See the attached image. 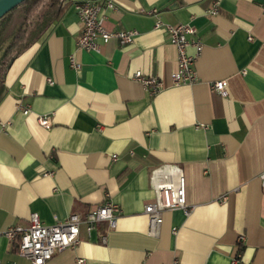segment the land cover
Here are the masks:
<instances>
[{
	"label": "crops",
	"instance_id": "0c3cea01",
	"mask_svg": "<svg viewBox=\"0 0 264 264\" xmlns=\"http://www.w3.org/2000/svg\"><path fill=\"white\" fill-rule=\"evenodd\" d=\"M84 1L65 0L3 76L0 231L26 226L31 212L53 224L108 199L119 208L116 227L81 226L80 242L47 264H231L237 253L236 264H264V0H220L214 16L211 0H93L115 6L103 9L109 30L138 32L99 52L77 48L75 6ZM157 17L197 30L195 83L172 84L177 52L153 28ZM137 70L162 89L149 94L133 79ZM216 80H225L226 97L211 88ZM164 164L182 169L190 211H164L152 236L149 174ZM0 264L32 263L1 236Z\"/></svg>",
	"mask_w": 264,
	"mask_h": 264
},
{
	"label": "built area",
	"instance_id": "2783aa9c",
	"mask_svg": "<svg viewBox=\"0 0 264 264\" xmlns=\"http://www.w3.org/2000/svg\"><path fill=\"white\" fill-rule=\"evenodd\" d=\"M220 0H211V7L208 13L214 16L218 13ZM114 9L112 2L107 1L105 6H101L87 0L75 6L78 19L81 23V33L77 39V48L80 50L99 52L102 44H106L110 39L116 38L120 44H129L133 42L138 32L136 30H109L105 26V15L103 9ZM264 11V2L262 4ZM154 29H163L169 42L176 48L177 65L171 75L172 84L180 86L192 84L197 81V74L194 68L196 59L200 55L203 45L197 37V30L186 24L172 25L164 23L160 18H156ZM193 48L194 53L189 54L188 48ZM71 66L79 68L80 64L72 56L70 58ZM133 79L140 82L149 94L154 95L162 89V82L153 76H146L137 70L133 74ZM211 88L221 97L228 95L225 80H216L212 82ZM23 114L28 113V109H22ZM37 122L49 128L51 123L46 116H38ZM116 159V155H112ZM261 188L264 192V171L259 175ZM150 186L154 192L152 202L145 204L144 213L149 220L148 233L152 236L158 234V228L162 223V214L164 211L179 209L188 214V208L185 198V184L182 169L176 165L164 164L153 168L149 174ZM225 200V197L222 201ZM119 215L118 206L110 200H104L97 204L85 214L77 212L71 213L66 219L56 221L53 224H45L38 213L31 212L28 224L26 226H9L0 231V237L3 236L9 241H18V254L32 264H47L56 252L66 248L74 247L80 242V228L84 226L89 233L93 231L96 224L106 222L109 229L116 227ZM102 242L106 237H101ZM239 245L245 241L244 234L237 238ZM237 253L231 260V264H236ZM176 260L173 264H176ZM77 264H84V259H77Z\"/></svg>",
	"mask_w": 264,
	"mask_h": 264
},
{
	"label": "trees",
	"instance_id": "16d2710c",
	"mask_svg": "<svg viewBox=\"0 0 264 264\" xmlns=\"http://www.w3.org/2000/svg\"><path fill=\"white\" fill-rule=\"evenodd\" d=\"M65 0H24L0 18V99L10 61L59 18ZM6 43V44H5Z\"/></svg>",
	"mask_w": 264,
	"mask_h": 264
},
{
	"label": "water",
	"instance_id": "95a60500",
	"mask_svg": "<svg viewBox=\"0 0 264 264\" xmlns=\"http://www.w3.org/2000/svg\"><path fill=\"white\" fill-rule=\"evenodd\" d=\"M24 0H0V18Z\"/></svg>",
	"mask_w": 264,
	"mask_h": 264
},
{
	"label": "rangeland",
	"instance_id": "374dc122",
	"mask_svg": "<svg viewBox=\"0 0 264 264\" xmlns=\"http://www.w3.org/2000/svg\"><path fill=\"white\" fill-rule=\"evenodd\" d=\"M6 44V43H5ZM1 53H2V49L0 48V56H1Z\"/></svg>",
	"mask_w": 264,
	"mask_h": 264
}]
</instances>
